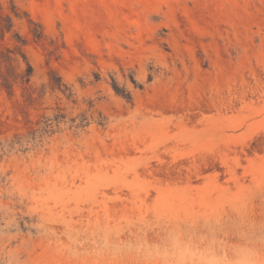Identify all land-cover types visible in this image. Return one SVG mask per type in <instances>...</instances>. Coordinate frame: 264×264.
I'll use <instances>...</instances> for the list:
<instances>
[{
    "label": "rangeland",
    "instance_id": "rangeland-1",
    "mask_svg": "<svg viewBox=\"0 0 264 264\" xmlns=\"http://www.w3.org/2000/svg\"><path fill=\"white\" fill-rule=\"evenodd\" d=\"M0 264H264V0H0Z\"/></svg>",
    "mask_w": 264,
    "mask_h": 264
},
{
    "label": "trees",
    "instance_id": "trees-1",
    "mask_svg": "<svg viewBox=\"0 0 264 264\" xmlns=\"http://www.w3.org/2000/svg\"><path fill=\"white\" fill-rule=\"evenodd\" d=\"M12 26H13V25H12V21H11V18H10V20H9V24H8V26H7V28H6L7 31H10ZM2 31H3V35H4V34H5V30L2 29ZM35 36H36V38H41V32L35 34ZM26 62H27V68H26V69L20 74V78H21V80H22L23 82L29 83L30 80H31V77H32V75H33V67H32V65H31L27 60H26ZM133 81H134V83H136L135 80H133ZM9 85H10V84H9ZM9 85H8L7 87H9ZM113 86H114V89H115V91H116L117 93L124 95V96L127 97L128 99H131V98H132L131 93H130L129 91H126L125 89L121 88V87L119 86V84H117L116 81H114ZM139 86L141 87V84H139Z\"/></svg>",
    "mask_w": 264,
    "mask_h": 264
}]
</instances>
